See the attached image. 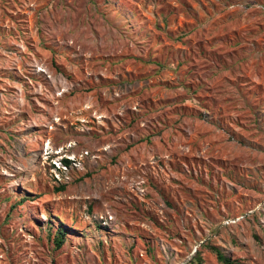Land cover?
Wrapping results in <instances>:
<instances>
[{
  "label": "rangeland",
  "instance_id": "1",
  "mask_svg": "<svg viewBox=\"0 0 264 264\" xmlns=\"http://www.w3.org/2000/svg\"><path fill=\"white\" fill-rule=\"evenodd\" d=\"M207 246L264 264V0H0V264Z\"/></svg>",
  "mask_w": 264,
  "mask_h": 264
},
{
  "label": "trees",
  "instance_id": "2",
  "mask_svg": "<svg viewBox=\"0 0 264 264\" xmlns=\"http://www.w3.org/2000/svg\"><path fill=\"white\" fill-rule=\"evenodd\" d=\"M66 163H69L66 161ZM30 198H23L19 201V204H23L26 200H29ZM70 229L64 225L63 223H60L58 225V228L56 229V232L53 233L51 225L48 228V236L52 238V241L56 245L57 248H61L67 241V237L69 235ZM54 235V236H53ZM209 250L213 254L216 255L219 263L221 264H234L235 262L232 260L231 257L226 256L219 247L216 246H207ZM195 264H203V259L200 256V253L197 252L195 258H194Z\"/></svg>",
  "mask_w": 264,
  "mask_h": 264
}]
</instances>
